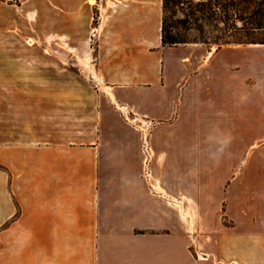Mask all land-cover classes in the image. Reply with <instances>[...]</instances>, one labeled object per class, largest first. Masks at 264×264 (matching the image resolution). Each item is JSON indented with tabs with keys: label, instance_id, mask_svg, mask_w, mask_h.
I'll use <instances>...</instances> for the list:
<instances>
[{
	"label": "crops",
	"instance_id": "1",
	"mask_svg": "<svg viewBox=\"0 0 264 264\" xmlns=\"http://www.w3.org/2000/svg\"><path fill=\"white\" fill-rule=\"evenodd\" d=\"M19 3L0 264H264V45L164 46V0Z\"/></svg>",
	"mask_w": 264,
	"mask_h": 264
},
{
	"label": "rangeland",
	"instance_id": "2",
	"mask_svg": "<svg viewBox=\"0 0 264 264\" xmlns=\"http://www.w3.org/2000/svg\"><path fill=\"white\" fill-rule=\"evenodd\" d=\"M223 4L224 6L217 9V15L214 16L218 20L207 21L203 19L201 12L191 9L189 4L172 0L167 4L164 18L168 25L174 27L173 33L180 34L189 43L204 40L209 46L215 48L238 45L248 42L249 39H264V0H224ZM230 5L233 7H229ZM231 8L234 10V17L229 24L234 23L238 31L233 34V37L223 40L225 29L228 27L223 23L226 21L224 16L226 12H230ZM191 13H194V16ZM230 14L232 15V12ZM70 68L72 72L82 74V67L71 65Z\"/></svg>",
	"mask_w": 264,
	"mask_h": 264
},
{
	"label": "trees",
	"instance_id": "3",
	"mask_svg": "<svg viewBox=\"0 0 264 264\" xmlns=\"http://www.w3.org/2000/svg\"><path fill=\"white\" fill-rule=\"evenodd\" d=\"M3 2H8L10 4H20L19 0H0ZM172 0H164V11L167 8L168 2ZM183 3L189 4L191 9H196L197 11L201 12L203 14V19L210 21V20H218L214 16L217 15V9L219 10L221 7L224 6L223 1L224 0H180ZM197 1V3H196ZM234 1V0H232ZM229 7H233V5H230ZM232 10V11H231ZM232 12V15L230 14ZM230 12H226L224 16L226 18V21H223L224 25H228L227 29H225L226 33L224 34V39H228L233 37V34L238 31L237 26L234 23H230L231 19L234 17V10L231 8ZM192 16H194V13H191ZM173 26L168 25L165 18L163 21V29H162V41L164 46H176L180 44H188L189 42L185 41L180 34L173 33ZM222 39V38H219ZM192 43H203L207 44V41H201V42H192ZM228 43V42H227ZM239 44H260L264 45V39H249L248 42H243ZM221 47V46H220Z\"/></svg>",
	"mask_w": 264,
	"mask_h": 264
}]
</instances>
